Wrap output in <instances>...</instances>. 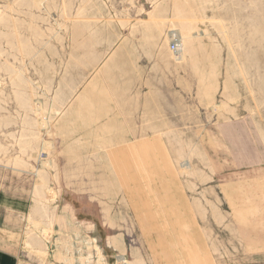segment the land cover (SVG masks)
Here are the masks:
<instances>
[{"label": "rangeland", "instance_id": "rangeland-1", "mask_svg": "<svg viewBox=\"0 0 264 264\" xmlns=\"http://www.w3.org/2000/svg\"><path fill=\"white\" fill-rule=\"evenodd\" d=\"M3 195L56 264H264V0H0Z\"/></svg>", "mask_w": 264, "mask_h": 264}, {"label": "crops", "instance_id": "crops-1", "mask_svg": "<svg viewBox=\"0 0 264 264\" xmlns=\"http://www.w3.org/2000/svg\"><path fill=\"white\" fill-rule=\"evenodd\" d=\"M183 58V56L180 59L177 57V60ZM25 201L17 198L14 206H9L7 195L0 196V264H56L49 255L48 248L45 250V247L38 242H28L30 239L27 237L26 242L24 241L26 229L31 223L27 217L33 220V215L35 216L34 210L22 207L21 203ZM32 223L40 227L39 221ZM120 261L124 263L123 258ZM57 264H65V262Z\"/></svg>", "mask_w": 264, "mask_h": 264}, {"label": "bare ground", "instance_id": "bare-ground-1", "mask_svg": "<svg viewBox=\"0 0 264 264\" xmlns=\"http://www.w3.org/2000/svg\"><path fill=\"white\" fill-rule=\"evenodd\" d=\"M171 36V35H170ZM171 43L175 46V48H177V49H180L181 48V42L178 40V38H176V36L175 35H173V36H171Z\"/></svg>", "mask_w": 264, "mask_h": 264}]
</instances>
